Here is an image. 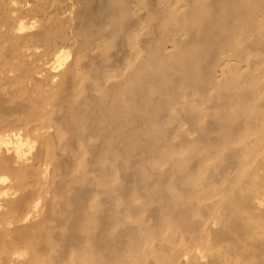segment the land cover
Segmentation results:
<instances>
[{
    "label": "bare ground",
    "instance_id": "obj_1",
    "mask_svg": "<svg viewBox=\"0 0 264 264\" xmlns=\"http://www.w3.org/2000/svg\"><path fill=\"white\" fill-rule=\"evenodd\" d=\"M0 264H264V0H0Z\"/></svg>",
    "mask_w": 264,
    "mask_h": 264
}]
</instances>
